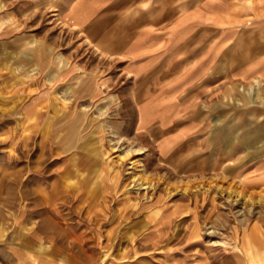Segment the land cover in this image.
<instances>
[{
    "label": "rangeland",
    "instance_id": "rangeland-1",
    "mask_svg": "<svg viewBox=\"0 0 264 264\" xmlns=\"http://www.w3.org/2000/svg\"><path fill=\"white\" fill-rule=\"evenodd\" d=\"M101 4L0 0V264H264V186L231 157L256 113L229 94L168 154L189 115L146 97L132 37L129 63L94 48Z\"/></svg>",
    "mask_w": 264,
    "mask_h": 264
},
{
    "label": "crops",
    "instance_id": "crops-1",
    "mask_svg": "<svg viewBox=\"0 0 264 264\" xmlns=\"http://www.w3.org/2000/svg\"><path fill=\"white\" fill-rule=\"evenodd\" d=\"M95 1H102L93 7L95 13L106 16L99 32V39L106 35V51L92 44L94 48L129 63L131 56L122 57L116 50H121L119 44L125 35L132 37L139 50L133 59L136 67L156 73L146 97L160 92L159 96L167 97L173 113L189 115L187 131L177 134L166 128V137L176 140L168 154L195 137L202 143L201 137L211 124L206 114L223 111L222 98L231 94L232 98L246 99V112H255L258 120L247 119L236 128L256 133L247 134L243 147L237 144V152L231 157H240L234 162L241 164L236 172L242 182L263 187L264 0ZM87 39H91L89 33ZM244 85H252V93L243 91ZM211 101L214 103L205 104ZM159 127L153 130L155 139L163 138ZM251 135L253 140L249 139Z\"/></svg>",
    "mask_w": 264,
    "mask_h": 264
},
{
    "label": "bare ground",
    "instance_id": "bare-ground-1",
    "mask_svg": "<svg viewBox=\"0 0 264 264\" xmlns=\"http://www.w3.org/2000/svg\"><path fill=\"white\" fill-rule=\"evenodd\" d=\"M100 49V48H99ZM106 53V52H105Z\"/></svg>",
    "mask_w": 264,
    "mask_h": 264
}]
</instances>
